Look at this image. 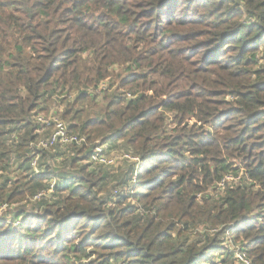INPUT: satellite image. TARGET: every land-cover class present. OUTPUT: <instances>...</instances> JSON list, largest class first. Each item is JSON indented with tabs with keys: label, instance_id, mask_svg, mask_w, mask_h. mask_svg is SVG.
Wrapping results in <instances>:
<instances>
[{
	"label": "trees",
	"instance_id": "16d2710c",
	"mask_svg": "<svg viewBox=\"0 0 264 264\" xmlns=\"http://www.w3.org/2000/svg\"><path fill=\"white\" fill-rule=\"evenodd\" d=\"M3 205L0 264H264V0H0Z\"/></svg>",
	"mask_w": 264,
	"mask_h": 264
},
{
	"label": "built area",
	"instance_id": "2783aa9c",
	"mask_svg": "<svg viewBox=\"0 0 264 264\" xmlns=\"http://www.w3.org/2000/svg\"><path fill=\"white\" fill-rule=\"evenodd\" d=\"M38 119L46 124V125H51L52 122L55 123V130L50 138L49 141L45 142L44 140L39 142V146H48L49 144H54L58 141L62 143H67V144H72V143H77L79 144L83 140L85 141L84 138H80L77 135H73L69 133L67 129V124L61 121L58 117L52 116V117H44V116H39ZM106 151H108V145L107 144H99L95 149L92 154V159L100 164L103 165H113L115 163L116 156L115 155H110L107 154ZM32 168L36 173H39V164H38V158H35L32 162ZM64 182V181H61ZM56 186V179H53L51 183V191H53L54 187ZM39 197H44L46 196V192L40 193L38 195ZM247 264H250L247 261Z\"/></svg>",
	"mask_w": 264,
	"mask_h": 264
},
{
	"label": "rangeland",
	"instance_id": "374dc122",
	"mask_svg": "<svg viewBox=\"0 0 264 264\" xmlns=\"http://www.w3.org/2000/svg\"><path fill=\"white\" fill-rule=\"evenodd\" d=\"M123 145H124V143H122V146ZM122 146H120V147H122ZM110 151H111V153L108 152L110 155L116 156L114 166H110V168H109L110 170L114 169L113 173H114L115 177L121 173L122 167H125L127 165V163H130L134 160H138V158H136V157H133V159H131L132 161L124 160L125 159L123 156L124 153H122V151L119 147H118L117 151L116 150H110ZM44 161L46 162V159ZM47 162L50 163L51 165L62 166L61 160L59 161L60 164L57 162V160H51L50 158L47 159ZM106 168H108V167H106ZM34 203H35V201L29 200V197H28L27 199H24V201H22L18 204L20 206L26 205L28 207V209H32V206L35 205ZM6 209H7L6 205H3L2 208L0 207V217L6 212Z\"/></svg>",
	"mask_w": 264,
	"mask_h": 264
}]
</instances>
